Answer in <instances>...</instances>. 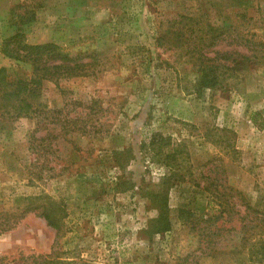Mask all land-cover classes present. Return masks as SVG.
<instances>
[{
	"label": "rangeland",
	"instance_id": "obj_1",
	"mask_svg": "<svg viewBox=\"0 0 264 264\" xmlns=\"http://www.w3.org/2000/svg\"><path fill=\"white\" fill-rule=\"evenodd\" d=\"M182 15L214 27V51L251 60L198 93L172 42ZM17 34L94 54L106 71L44 82V122H0V213L17 221L0 234V264H259L242 227L255 240L260 222L239 199L264 208V0H0V69L27 79L31 65L2 52ZM217 191L228 212L210 253L181 212L207 217Z\"/></svg>",
	"mask_w": 264,
	"mask_h": 264
},
{
	"label": "trees",
	"instance_id": "obj_2",
	"mask_svg": "<svg viewBox=\"0 0 264 264\" xmlns=\"http://www.w3.org/2000/svg\"><path fill=\"white\" fill-rule=\"evenodd\" d=\"M179 19L180 21H177L176 25H173L174 27L180 26V29L174 33L175 40L173 38V46L177 44L178 47L184 48L186 57L196 67L199 74V81L196 85L198 93L206 89L213 90L218 88L223 84V79L229 71L251 60L246 55H236L235 57L230 53L214 51L212 48L216 46L217 39L215 35L211 34L214 33L215 29L210 24H207L203 17L197 18V16L182 15L179 16ZM2 52L10 59L30 64L32 67V77H28L27 79H12L5 69H0V122H15L20 119L44 122L50 113L40 89L44 82L59 85L62 80L96 76L98 73L106 71L103 68L104 63L94 54H71L53 43L29 45L24 42L23 35L21 34H17L10 39H5L2 45ZM211 53H215L216 56H222V60H226L234 66L231 67L226 63L217 62L216 58L211 57ZM222 69L225 71L223 72ZM86 128L83 127L82 130V135L84 136L90 134V131H87ZM75 130L80 131L79 128L72 131ZM180 147L181 145L178 146V150L175 149L166 158V166L171 170L175 169L170 161L176 160L175 155L178 156ZM171 178L179 182H185L186 180L184 174L178 175L173 173ZM224 196L219 192L216 194L212 193L210 201L211 211L207 217H200L186 211L181 212L182 217H184L183 219L187 221L186 224L192 231L197 233L200 243L206 246L205 250L211 249L210 253L217 249L223 237L224 229L221 225L219 227L218 223L225 218L224 214L228 212L227 208H224V202L227 203ZM231 197L233 196L231 195ZM213 199L217 200L222 208L218 213H215L217 211L214 212ZM239 200H241L242 204H246V210L252 212L260 222L259 225L250 226L252 231L257 228L259 229L255 240L254 238L249 239L245 236L247 225H243L242 231L244 237L242 238V246H249V250H251L257 263L264 264V208L252 207L244 198ZM42 215L48 224L56 229L58 235H61L63 227L55 221L53 215L47 212H44ZM12 217L10 213H0V234H5L15 228L17 221L16 218L13 221ZM160 223L161 228L159 230H170V220L165 218L164 220H160ZM57 258L53 261L46 259L42 264H70Z\"/></svg>",
	"mask_w": 264,
	"mask_h": 264
}]
</instances>
